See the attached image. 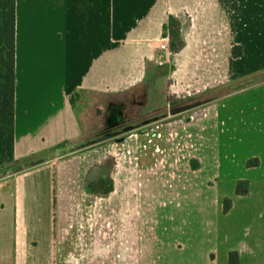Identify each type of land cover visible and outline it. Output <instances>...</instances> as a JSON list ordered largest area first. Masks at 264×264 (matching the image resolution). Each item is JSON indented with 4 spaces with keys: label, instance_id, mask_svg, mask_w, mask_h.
Masks as SVG:
<instances>
[{
    "label": "crops",
    "instance_id": "obj_1",
    "mask_svg": "<svg viewBox=\"0 0 264 264\" xmlns=\"http://www.w3.org/2000/svg\"><path fill=\"white\" fill-rule=\"evenodd\" d=\"M215 1L214 18L208 12L209 0H17L16 147L15 162L0 166V264H64L59 239L65 229L58 217L59 194L68 165L64 163H73L77 174L83 162L72 155L60 162L58 159L90 146L92 139L85 142L86 137H96L99 126L108 123L115 104H122L123 110L131 94H141L142 105L150 102L148 87L161 73L156 57L165 37L164 28L170 15L178 16L180 5L194 10L200 23L216 24L223 38L231 40V49L243 47L238 57L231 50L227 65L222 67L226 75L222 82H233L232 93L246 89L239 87L235 92L240 78L264 75V7L259 10L256 0H237L235 10L231 4L234 0ZM242 17L250 34L240 31ZM195 26L197 22H190L186 29L192 31ZM187 37L184 48L189 43ZM258 81L237 95L248 92L251 101L257 99L254 94L264 91V78ZM82 93L89 96L88 112L86 107L84 111L77 109L71 100ZM189 99L185 106L199 100ZM216 122L219 142L227 123L221 118L220 107ZM65 142L67 152L60 155L54 147ZM29 159L33 161L26 163ZM214 159V166H219L218 153ZM259 159L258 165L250 167L256 173L264 169V156ZM209 161L202 156L200 169ZM94 163L87 164L82 178L80 187L85 192L90 190L87 181L96 168ZM134 190L137 198L146 194L140 183L122 185L126 197ZM152 190L156 210L161 206V189L154 186ZM178 190L176 184H169V197H178ZM225 196L231 197L230 193ZM232 196L227 213L222 210V195L208 198L212 212L202 217L200 248L192 247L188 218L182 217L178 225L176 216L156 214L148 225V219L129 214L126 206L128 211L121 217L119 264H230L231 251H238L239 264H264V216L236 225V218L231 217L235 208L251 213L253 205H244L248 195Z\"/></svg>",
    "mask_w": 264,
    "mask_h": 264
},
{
    "label": "rangeland",
    "instance_id": "obj_2",
    "mask_svg": "<svg viewBox=\"0 0 264 264\" xmlns=\"http://www.w3.org/2000/svg\"><path fill=\"white\" fill-rule=\"evenodd\" d=\"M236 1H231L235 10ZM256 2L257 8L263 9L264 0ZM207 8L215 18L216 1L209 0ZM176 17L181 21L182 37L188 35V45L177 52L170 50V53L159 46L156 64L160 65L161 73L152 79V84L148 87L150 102L142 105L141 94L133 93L127 97L124 109L121 108L126 121L132 119L131 122L141 125L128 131V127L118 130L111 135L112 138L107 136L110 139L106 141L95 140L91 146L78 153L58 159L60 162L77 156V161L83 162L77 174L73 172V163H64V166L68 165L65 166L63 187L60 189L62 195L59 194L58 203V217L63 221L65 229L64 237L59 239L65 252V258L62 259L64 264H119L121 217L128 209L129 214L143 215L148 219V225H152L151 218L156 217V214H159V217L176 216L178 225L182 217L188 218L193 233L192 247L200 248L199 233L200 229L204 230L202 217L205 212L207 215L212 212L211 203H207L208 198H218V195H222L223 210L225 198L233 200L235 195H232L237 194L240 180L248 181V184H240L239 190L248 195L244 205H253V211L249 213L242 211L239 206L235 208L231 215L237 219H233L235 224L248 223L250 218L252 222L257 218L262 220L260 216H264V169L256 173L248 165L250 160L257 157L260 161L259 157L264 156V91L254 94L257 99L253 101L248 92L237 95L259 82L264 75L240 78L235 92L239 87L246 89L232 93L233 82H222L225 75L222 67L227 65L231 55V40L223 38L216 24L200 23L199 19H196L195 11L190 7L180 5ZM235 18L238 20V17ZM190 22H197V27L192 31L186 29ZM244 26L246 24L243 20V27L239 26L240 31L243 33L248 30L250 34L251 30L245 29ZM234 94L237 96L234 97ZM224 95L225 99H222ZM189 98L209 102L173 116L168 113L158 120L154 118L165 110L168 112L173 101L180 102ZM223 100L224 105L221 106ZM73 103L81 111L86 107L88 112L90 100L85 93L73 97ZM218 107L221 108V118L227 121L226 131L222 133L219 142L216 133ZM117 112L119 111L116 110L115 113ZM114 114L110 115L109 119L112 116L111 120H114ZM92 121L99 123L98 119ZM99 127L101 131L104 125ZM120 128L121 126L118 127ZM128 132L130 133L127 135ZM125 134L127 137L124 139L122 137ZM95 138L86 137L85 142ZM216 153L219 155V166H214ZM202 156L210 161L208 166L200 169ZM31 160L33 161L29 159L26 163L32 162ZM93 162L95 169L102 170L96 174L94 170L90 178L109 176L110 191L85 192L80 187L84 184L82 178L87 164ZM196 162L199 163L197 169L194 168ZM56 163L57 160L54 161V164ZM6 167L8 170V166ZM125 182L140 183L146 194L139 198H145L144 201L137 198L136 190L126 197L122 191ZM169 184L180 187L177 191L179 195L175 199L168 195ZM154 186L161 189V206H157L156 210L152 204ZM227 193H230L231 197L225 196ZM171 199L174 201H170ZM158 201L155 200L156 203H159ZM159 226L158 223L155 227ZM213 229L217 235L216 222Z\"/></svg>",
    "mask_w": 264,
    "mask_h": 264
},
{
    "label": "trees",
    "instance_id": "obj_3",
    "mask_svg": "<svg viewBox=\"0 0 264 264\" xmlns=\"http://www.w3.org/2000/svg\"><path fill=\"white\" fill-rule=\"evenodd\" d=\"M16 3L17 0H0V166L9 162H15L17 83ZM180 24L181 21L176 16L170 15L169 21L164 28L165 36L170 37V49L174 52L180 51L185 46ZM242 53L243 47L241 45H235L233 47L232 54L234 56H241ZM71 100L73 103V98ZM198 102L204 104L209 101L198 100ZM120 105L123 106L122 104ZM65 145H67V142L58 144L54 148L55 150H60L58 152L62 155L67 152ZM258 161V158H254L249 161L248 165L256 166L259 164ZM198 167L199 163L196 162L194 168L197 169ZM243 183L248 184V181H239V185ZM239 185L237 194H244L240 192ZM224 201L223 211L227 213L233 203L231 198H225ZM229 262L230 264H239L240 255L238 251L230 252Z\"/></svg>",
    "mask_w": 264,
    "mask_h": 264
},
{
    "label": "flooded vegetation",
    "instance_id": "obj_4",
    "mask_svg": "<svg viewBox=\"0 0 264 264\" xmlns=\"http://www.w3.org/2000/svg\"><path fill=\"white\" fill-rule=\"evenodd\" d=\"M191 99H185V100H182V101H180V102H178V101H173V103H171V105H170V109H169V111L167 112L166 110H165V112H163V113H159L157 116H155L154 118L156 119V120H158L159 118H161L162 116H165L166 114H170L171 116H173V115H176V114H179V113H182V112H185V111H178L179 109H181V107H183V106H185L184 104H185V102H188V101H190ZM116 110H118L119 112H117V113H115V111ZM115 113V114H114ZM114 114V120H111V117H110V119L108 120V123L106 124V126L104 125V127L101 129V131H100V133L96 136V138L95 139H92V141H95V140H99L98 142H103V141H106V140H108V139H110V138H105V137H107L108 135H112L113 133H115L116 131H118V130H123V129H125V128H127V127H134V128H136L135 126H137V127H139L138 125H141L140 123H134V122H131V121H133L132 119H130L131 121H126L124 118V114L121 112V108H120V105L119 104H117L114 108H113V110L111 111V115H113ZM153 119V118H152ZM146 120V119H145ZM144 121V120H143ZM143 121L141 122V123H143ZM147 123V122H146ZM145 124V123H144ZM143 124V125H144ZM119 126H121V128L120 129H118V127ZM130 132H128V133H126L127 135L129 134ZM124 135L122 138H126L127 137V135ZM115 137V136H114ZM102 138H104V139H102ZM112 138V137H111ZM121 138V137H120ZM121 138V139H122ZM93 144V143H92ZM91 144V145H92ZM90 145V146H91ZM102 170V168L100 169H95V174L96 173H98L99 171H101ZM108 171V170H107ZM104 172H106V171H104ZM91 174L92 173H90L89 174V176H88V178L90 179V176H91ZM92 177V176H91ZM103 179H104V188H103V190H101V191H110V184H109V180H110V177L109 176H104L103 177ZM93 181H95V179H93L92 180V182ZM87 185H88V188L90 189V187H89V185H90V181L88 180L87 181ZM91 190V189H90ZM95 193V192H94Z\"/></svg>",
    "mask_w": 264,
    "mask_h": 264
},
{
    "label": "water",
    "instance_id": "obj_5",
    "mask_svg": "<svg viewBox=\"0 0 264 264\" xmlns=\"http://www.w3.org/2000/svg\"><path fill=\"white\" fill-rule=\"evenodd\" d=\"M199 104H201V103L200 102H195V103H192V104H189L187 106L182 107L178 111H183V110H187V109H190V108H194V107L198 106ZM131 128L132 127H128L126 130L128 131ZM108 137H111V135H108ZM92 143H94V141H92L89 144H92ZM88 180L90 181L89 187H90L92 192H98V191L103 190V188H104V179L100 175H99V177L95 178V181H93V182H92L93 179H91V178L88 179Z\"/></svg>",
    "mask_w": 264,
    "mask_h": 264
},
{
    "label": "built area",
    "instance_id": "obj_6",
    "mask_svg": "<svg viewBox=\"0 0 264 264\" xmlns=\"http://www.w3.org/2000/svg\"><path fill=\"white\" fill-rule=\"evenodd\" d=\"M160 47L170 53V37L165 36L164 38L161 39Z\"/></svg>",
    "mask_w": 264,
    "mask_h": 264
}]
</instances>
